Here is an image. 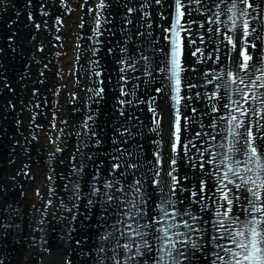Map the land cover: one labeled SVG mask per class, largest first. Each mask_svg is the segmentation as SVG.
<instances>
[{
    "label": "bare ground",
    "instance_id": "obj_1",
    "mask_svg": "<svg viewBox=\"0 0 264 264\" xmlns=\"http://www.w3.org/2000/svg\"><path fill=\"white\" fill-rule=\"evenodd\" d=\"M99 3L100 0H0L2 264H113L109 259L113 255L112 242L100 239L111 231L101 216L109 217L112 223L113 210L102 212L99 203L89 210L86 195L97 171L98 186L105 178L112 179L113 163L121 165L115 176L122 183H131L134 178L145 180L150 196L148 213L150 217L155 214L158 197L152 185L154 153L162 152L165 160L175 155L167 148V142L174 140L171 90L165 73L158 70L169 56L170 32L166 30L172 24L174 0H161L160 4L155 0H104L107 6L103 9L98 8ZM185 5L182 22L187 31L182 38L188 71L184 75L186 83L195 87L183 92L190 97L181 104L187 121L183 133L187 149L173 167L177 169L175 175L187 177L181 182L184 189L199 192L200 181L207 184L202 197H192L191 191L181 192L179 188L177 197L183 200L179 207L190 205L194 214L209 221L208 225L191 222L208 228L207 233L192 236L205 237L206 249L212 251L207 240L220 233H213L210 225L218 219L215 212L225 210L221 205L226 202L216 188L227 183L220 181L224 166L219 160L231 139L226 133V120L232 112L222 107L229 101L223 98V90L215 87L222 83L215 77L235 70L231 57L237 56L238 50L231 51L225 36L226 32L232 34L231 24L220 22L227 21V16L217 18L224 7L220 0H201L199 4L185 0ZM130 8L133 11L129 12ZM97 16L100 25L96 24ZM235 35L239 38V32ZM252 51L258 58L259 52ZM158 88L162 91L157 92ZM99 89L103 92L97 96ZM217 91L221 99L207 98ZM214 106L220 111L213 112ZM150 108H155L161 119L159 133L151 131L155 125ZM89 116L92 120H88ZM165 125L169 126L168 138ZM157 140L161 141L160 148ZM213 157L215 163H208ZM129 165L138 167L132 169ZM217 169L219 174L214 171ZM169 170L165 163L157 179L170 181L163 174ZM121 172L128 174L121 177ZM77 182L78 200L72 191ZM228 187L240 195L232 185ZM195 200L200 203H190ZM245 204L242 198L241 205ZM204 206L206 210L201 211ZM235 212L240 221L248 218L239 206ZM219 219L230 230L240 227L239 222L231 224L222 216ZM148 239L154 243L150 235ZM217 243L234 247L227 238ZM102 245L105 252L98 254ZM154 255L155 251L137 259H147L152 264ZM120 257L124 258L123 252ZM211 259L200 255L197 264H211Z\"/></svg>",
    "mask_w": 264,
    "mask_h": 264
},
{
    "label": "snow or ice",
    "instance_id": "obj_2",
    "mask_svg": "<svg viewBox=\"0 0 264 264\" xmlns=\"http://www.w3.org/2000/svg\"><path fill=\"white\" fill-rule=\"evenodd\" d=\"M155 2L160 4L161 0H155ZM195 3H201V0H195ZM220 3L224 7L217 13V18L221 15L227 16V21L220 22L231 24L232 34L226 32L225 36L231 51L238 50L237 56L231 57L232 67L235 70L222 72L215 77L217 81H222L215 87L222 89L223 98L229 101L222 107L232 110L226 120V133L231 139L227 144L226 152L220 154L219 160V164L224 166L220 181L227 183H224L223 187L216 188L226 202L221 205L225 210L222 213L216 211L215 215L218 219L212 221L210 225L212 232L220 233V235L213 234L207 240V243L212 245V251L206 249L205 237L193 238L192 233H207L208 228L194 226L191 222L208 225L209 221L194 214L190 205L184 208L179 207L183 204V200L177 197L178 188L181 192L191 191L192 197H202L207 184L201 180L199 192L184 189L181 182L182 179L187 180V177L181 178L174 174L177 169L173 166L187 149V144L183 141L187 121L182 116L181 104L190 97L183 92L185 88L195 87L186 83L187 78L183 75L188 71L184 66L182 38V33L187 31L182 22L186 15L185 0H174L175 22L166 30L171 33L167 37L170 53L164 66L158 70L165 73L169 82L167 87L174 93L171 95V100L174 102L176 113L174 129L171 133L174 140L170 142V148L171 153L175 155H170L165 160L162 152L154 153L156 166L152 170V185L158 197L155 214L150 217L148 213L150 196L146 191L145 180L134 178L131 183H122L115 176L116 170L121 168L119 163L112 164V179L105 178L101 186L95 183L99 177V171H97L91 190L86 194L89 197L87 200L89 210L96 203L100 204L102 212H108L110 208L113 210L110 216H115L114 222L109 223V217L101 216L106 228H110L111 231H106L100 237L102 241L112 242L110 250L113 255L109 259L113 264H148L147 259L141 262L137 258L146 257L153 251L155 255L152 257V264H197L200 255H203L205 259L211 257V264H264V0H220ZM106 6L104 0H100L98 8L103 9ZM216 7L219 8L220 4L218 3ZM128 11L131 12L133 9L130 8ZM100 23L101 20L97 16L96 24L100 25ZM36 27L38 28L39 25ZM237 32H239V38L235 35ZM97 33L99 34L98 29ZM252 50L259 52L258 58ZM192 55L196 53L193 52ZM207 83H213V81L207 80ZM156 91L161 92L162 89L158 88ZM102 92L103 89H99L96 95L99 96ZM234 95L239 98L234 99ZM207 98L212 100L222 97L217 91ZM184 107L187 105L185 104ZM150 111L153 112L155 125L151 131L159 133L161 119L156 114L155 108H150ZM192 111L195 112L196 109L193 108ZM212 111H220V108L214 106ZM88 120H92V117L89 116ZM84 127H88L87 121ZM155 143L158 148L162 146L159 140ZM57 151L61 149L57 148ZM165 163L170 170L163 174L170 177V181L157 179L161 176ZM208 163H215V157ZM128 167L136 169L138 166L129 165ZM200 168L203 169L204 165L201 164ZM214 171L219 174L218 169ZM127 174V172H121L120 176L126 177ZM132 175L135 177V172ZM228 185H232L240 195L233 193V188H229ZM72 191L73 198L80 199L78 182L73 184ZM97 197L100 199L97 200ZM242 198L246 202L245 205H241ZM190 203H200V200ZM237 206L241 207L248 217L246 220L240 221V216L235 212ZM75 207L76 205L73 204V208ZM206 207H202L201 211L206 210ZM221 216L231 224L239 222L240 227L234 230L228 229L224 221L219 219ZM75 218L73 216V219ZM149 235L154 243L149 242ZM225 238L234 247L217 243L218 240ZM121 239L127 242L121 244ZM104 252L105 248L102 245L98 249V254ZM121 252L124 253L123 259L120 257Z\"/></svg>",
    "mask_w": 264,
    "mask_h": 264
},
{
    "label": "rangeland",
    "instance_id": "obj_3",
    "mask_svg": "<svg viewBox=\"0 0 264 264\" xmlns=\"http://www.w3.org/2000/svg\"><path fill=\"white\" fill-rule=\"evenodd\" d=\"M184 66H185V63H184ZM184 74H185V73H184ZM184 74H183V75H184ZM184 76H185V75H184ZM167 121H168V125L170 126L171 123L169 122V120H167ZM165 126H166V127H165L166 129H165L164 133H165V137L168 138L169 135H170V131L168 130V127H169V126H167V125H165ZM170 127H171V126H170ZM166 132H167V133H166ZM169 147H170V144L167 142V148L170 149ZM167 166H168V164H167ZM226 227H228V225H227Z\"/></svg>",
    "mask_w": 264,
    "mask_h": 264
}]
</instances>
